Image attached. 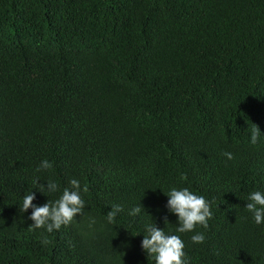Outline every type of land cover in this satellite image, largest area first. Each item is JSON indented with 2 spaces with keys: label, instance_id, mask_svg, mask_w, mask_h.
<instances>
[{
  "label": "trees",
  "instance_id": "obj_1",
  "mask_svg": "<svg viewBox=\"0 0 264 264\" xmlns=\"http://www.w3.org/2000/svg\"><path fill=\"white\" fill-rule=\"evenodd\" d=\"M72 178L83 213L30 227L23 196ZM173 186L211 202L205 241L179 234L188 264H264L244 208L264 190V0H0V264H155L144 225L175 231Z\"/></svg>",
  "mask_w": 264,
  "mask_h": 264
},
{
  "label": "clouds",
  "instance_id": "obj_2",
  "mask_svg": "<svg viewBox=\"0 0 264 264\" xmlns=\"http://www.w3.org/2000/svg\"><path fill=\"white\" fill-rule=\"evenodd\" d=\"M260 130L255 128L251 131V143H256L259 138ZM228 159L233 158L231 152H225ZM52 167V162L43 159L37 166V171L47 170ZM38 191L47 195L57 193L59 185L54 180H46V185L38 183ZM86 191V189H83ZM168 197L166 207L168 211L177 218L175 231H165L152 223H145L141 247L150 256L155 264H188L185 243L179 234L193 232L190 239L194 244H202L206 237L203 232L195 231L197 225L207 228L209 219L212 218L211 202L202 194H197L190 187H169L167 190L161 189ZM81 183L77 178L69 180V186L64 187L62 192L54 200H47L44 204L33 203L36 193L31 191L23 196L22 205L19 207L21 212H27L31 208L28 219L32 221L30 227L45 228L47 232L58 230L61 226L70 224L74 217L82 214L85 209V200L81 195ZM246 206L244 207L251 214L255 224H264V190L256 189L248 193ZM142 205L134 206L130 216L141 213ZM119 204L113 205L112 209L106 214V221L112 224L117 214L121 211ZM95 222L94 220L92 221ZM164 223H170L167 216Z\"/></svg>",
  "mask_w": 264,
  "mask_h": 264
}]
</instances>
